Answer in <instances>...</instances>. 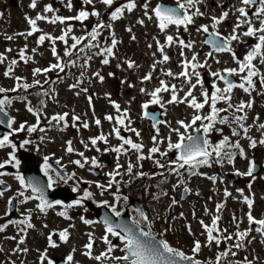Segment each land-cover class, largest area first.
<instances>
[{
	"label": "rangeland",
	"instance_id": "rangeland-1",
	"mask_svg": "<svg viewBox=\"0 0 264 264\" xmlns=\"http://www.w3.org/2000/svg\"><path fill=\"white\" fill-rule=\"evenodd\" d=\"M159 1H116V6L125 8L124 12L119 19L108 23L111 28L101 29L94 41L96 48L104 55L106 53L103 50L109 48L111 44L113 48L112 55L106 54V56H109L107 57L109 63L104 64L103 57H100L101 61H98V63L94 57L89 59L87 63L88 69L86 71H88V75L96 73L103 75V81H100V84L96 87V92L100 93V98L91 97L90 94L87 95L80 91L75 92L69 81H55L52 91L53 97L48 100V107L58 110L67 108L71 111L68 115L69 121H72V113L77 114L76 117H79L75 121L78 123L77 129L73 130L76 126L74 122L68 127L69 131H74L73 136L78 137L76 144H71L78 150L83 149L84 156L82 158L87 160L85 161V168L73 167L72 174L75 175L68 182H74L79 186L78 182L88 181L87 178H92L90 187L98 193V199L108 198L112 201V205L116 202L118 211L128 209L134 218L136 210L129 203L130 197L133 195L139 196L145 189L152 188L156 177L163 178V176H167V198H169L170 207L172 208L171 214L178 215L176 217L178 221L176 222L181 224L178 230L183 240V247L193 244V240L198 239L204 241L203 248L205 249L208 244L204 225L211 226L212 218L218 214L220 219L217 223L220 227L227 229L226 237L233 233L241 241L237 232L247 231L254 235L249 246V252L257 254L259 262H262L264 235L255 230L258 227L255 223H249L248 213L251 212L255 220L264 219V173L257 176L245 174L251 166L253 154L261 152L257 145L254 148L250 146V140L247 137L258 141L259 138L264 136V129L259 128L260 124H264L262 113L264 110V84L261 83V76H264V64L260 62V58L253 61L255 70L258 72V75L253 77L255 87L250 88L248 92L240 87H235L231 92L230 103L232 105H239L244 102L245 104L251 103L252 107H245L242 112H235L234 108H228L227 102L218 101L217 108H228V111L221 112L220 116L227 115L230 122L220 124L218 116L217 124H214L215 128L218 127V129L215 133H212L211 137H208L210 144H213L215 137L222 138L224 135H229L230 127L239 126L232 122L233 114L237 116L246 115L247 119L242 123L249 128V131L242 142L245 156L241 160H234L231 164L224 160L223 163H218V167L215 164H211V166L200 165L197 167V171L196 169H193L194 171L189 170L185 166V169H178L179 174H177V172L171 170L176 167L171 162L176 159L172 155H175V153L177 155V150H169L168 148L169 143L174 144L179 140V135L174 129L184 132L187 137L194 134L199 125L204 123L203 119L198 120L194 125L185 129L178 123L180 120L184 119V124H191L195 115L201 117H205L207 114L210 115V102L205 104L202 109L191 107L189 102L192 97H195L198 103H202L204 101L202 93L207 91L210 96L215 90L212 87L213 84L221 89L226 87L224 81L220 80L218 76H214L213 73L219 72L221 75L228 76L224 70L235 68L237 73L231 75L235 78L234 83L237 85L243 83L241 76L246 75L247 70L244 73H239V65L236 60L242 61L245 53L247 54L251 46L258 41L256 37L243 35V32L247 30L246 24L236 28L237 23L244 19L237 9L244 7L252 20L253 26L258 28L259 21L252 13L256 11L259 5H243L242 0H199L195 7L188 9L189 14L195 13L197 8L202 13V15L193 16V23L187 25L186 28L184 25H169L166 29L161 30L153 11ZM163 1L176 4L185 2V0ZM32 2L33 0H18V6L14 7L9 0H0V57L3 58L0 60V86L6 90H14L18 85L25 83L31 85L33 83L31 77L34 65H40L39 68L42 69L43 65L53 60V51L49 46L51 40L46 38L43 43H39L41 35L52 33V36H61L71 27L72 31L65 36L67 43L64 41V44L72 45L75 43L72 37L84 38L86 35L88 37L93 27L99 22H103L102 15L92 16L90 11L93 8H99L103 11L107 6L99 0H92L91 4L88 3V6H85V11L89 13L87 19H65L64 23L59 21L50 23V19L58 16L55 10L60 7L64 8V18L71 17V15L76 16L80 11L82 0H35V8L31 7ZM130 2L135 3L136 6L128 11L125 6ZM69 3H71V7L68 6ZM145 5H147V8H145ZM46 6L53 7L51 8L52 11L45 12ZM225 11L228 12V16L213 27V17L219 19ZM37 15H43L48 19L37 21L39 31L28 36L27 32L31 31L28 18L35 19ZM202 25L208 27V32L198 31ZM233 29H235L238 39L230 43L232 52H216L205 45L204 39L207 33L218 32L220 35L228 37L233 34ZM168 36L173 37L172 42L167 40ZM8 37H11V39ZM133 37L135 38L133 39ZM100 38L101 40H98ZM113 39L117 42L114 47L112 46ZM180 41L184 42L183 45ZM189 44H191V47L186 46ZM83 46H85V42ZM161 48H163V52H161ZM21 52L24 53L23 57H21ZM233 52L236 59L233 58ZM209 53L212 54L208 55ZM164 55L169 57L167 61L162 60L161 57H164ZM193 55L196 56L195 61L192 60ZM182 60L187 61L189 65L187 69H185V61L180 64ZM13 61L18 62V65L9 71ZM129 62H133L134 66L130 68L128 66ZM192 63L203 65V67L198 66L192 69ZM153 65H155V68H153ZM186 70L191 83H189V79L180 75L181 72ZM168 72L173 75H168ZM193 72L198 73L199 77L194 75ZM149 74H151V79L145 80L144 77ZM198 78L202 81V84L197 83ZM38 79L41 80L42 76ZM173 83L176 85L177 101L185 99L184 94L189 91H191L192 96L187 97L184 102L170 103V97L173 95ZM193 84L196 85L194 88L191 87ZM165 86L168 90H162L158 93V104L163 107V121L153 126L149 120H145L144 111L158 107L157 103H151L153 97L150 94L157 87L163 89ZM245 87H248V85L245 84ZM141 89L144 91H141ZM116 103H119V111H123L122 109L125 108L131 111L129 119L125 121V127H120V130L124 128L126 132H130H124V135L121 136L132 140L133 143L143 145L139 152L129 145H124L120 153L112 150L123 144V141L117 138L113 131L118 126L114 118V115L119 112L115 107ZM145 104L148 105L147 108L143 107ZM13 106L17 110L14 115L15 126L18 129L20 125L24 123L29 125L36 119V115L30 113L23 103H14ZM111 115H113L112 120L106 119ZM47 117L50 119V116ZM96 120L100 121L99 125L96 124ZM84 123L88 124L87 128L83 127ZM241 130L239 127L238 131ZM49 131V137L55 138V141L50 144L62 146L65 133L53 132L52 129ZM17 134L18 136H24L27 131H22L19 134L17 130ZM101 135L106 137V142L98 139L96 145H93L91 137L98 138ZM153 137H155V140H153ZM28 139L30 143L27 146L32 148L35 140L32 136H29ZM153 147H157L159 151L150 153V149ZM40 150L43 153L48 148L40 147ZM12 151L16 154L10 142L6 143V147H0V164L8 161ZM57 151H63V149ZM162 153H167V155ZM141 155L144 159H138ZM259 157L261 158V156ZM70 158H73V156ZM93 158L97 161L95 166L91 163ZM157 161L163 167H160ZM129 164L132 165L131 173L127 171ZM118 165L119 167H117ZM91 167L100 169L102 176L95 177L90 174ZM18 168L21 170L22 165L19 164ZM107 170H110V173L119 172V175L123 174L124 178L129 177L134 182L128 185L118 182L115 188L107 190V194L103 191H97V181L104 180L102 184L106 186L113 179L108 175L109 173L105 174ZM229 171H238L243 175L244 180L238 184L231 183L226 175ZM193 172L195 174H192ZM119 175L115 177L117 178ZM16 177L17 175L14 174H5L4 179L10 183V187L8 191L4 192L3 196H0V223L3 222L2 217L9 219L7 217V199L10 195L16 194L19 206L18 213L14 217L25 215V211L29 212L30 209H33L31 224L34 227L27 229V237L24 239L23 244L18 242L20 234L16 233L15 226L10 225L5 231H0V264H48L50 260L53 262L55 256L66 259L67 264H117L112 257H120V254L124 253L121 251L123 244L120 240L114 244L112 243L115 247L107 258L103 259L102 257L100 260H96L94 257L101 256L102 249L107 250L109 247L102 238V235L106 236V228L95 223L93 219L87 216H82V218L92 221V223L86 224L79 217L68 225L67 221H63L55 214L46 217L39 212L37 202L32 199L25 201V197H30L29 194L23 192V196L19 195L22 192V186ZM147 177L153 178L154 182L147 181ZM213 177L215 179H212ZM248 179L250 181L252 179L249 186L246 184ZM160 181L161 179L158 180V182ZM85 185L87 188L89 184ZM185 188L188 191L186 199L183 200L182 193ZM84 192L83 189L79 191L81 194H84ZM226 192L228 195L225 194ZM117 197L120 199L117 200ZM245 197L253 201L251 208L245 201ZM173 200L176 203H173ZM218 205H223L219 211L217 210ZM201 221H203V224H201ZM62 226L64 228L58 230L57 237H59L60 231L67 230V241H60L58 238V246L51 247L48 240L49 235H52L53 239L54 230ZM108 239L110 241L112 239L110 234ZM87 240L89 241L87 242ZM90 242L93 247L89 250L85 246ZM213 242L218 249L222 247L221 244ZM23 249H27V251L25 252ZM88 252L91 253L90 256L86 255ZM68 256H72V260L69 261ZM120 264H122V261Z\"/></svg>",
	"mask_w": 264,
	"mask_h": 264
},
{
	"label": "snow or ice",
	"instance_id": "snow-or-ice-1",
	"mask_svg": "<svg viewBox=\"0 0 264 264\" xmlns=\"http://www.w3.org/2000/svg\"><path fill=\"white\" fill-rule=\"evenodd\" d=\"M86 3L91 4L92 0H85ZM199 2V0H185L184 3H179L178 7H164L162 5H157V7L153 10L154 14L156 16V18L158 19L159 22V27L161 30L166 29L169 25H184L185 28L187 27V25L191 24L194 22L193 20V16L194 15H202V13H200L199 9L197 8L195 13L193 14H189L188 9L191 7H195V5ZM102 3L108 6L113 5L114 0H102ZM242 4L243 5H247V6H252V5H259V7L256 9L255 12L252 13V15L259 21V27H254L251 18H249V14L246 11V9L244 7H240L239 9H237V11L240 13L241 17H243L244 19L241 20L239 23H237L236 28L241 27L242 24H246L247 25V30L243 32L244 36H248V37H256L257 38V43L252 45L250 50L247 52V54L244 56L243 61L240 60H236V62L239 65V73H244L247 70V74L244 76H241V80L243 81V83L240 84H235L234 82H232L231 80L228 79V76L234 75L237 73V69L235 68H229V69H225L224 72L228 74V76L225 75H221L219 72L213 73L214 76H218V78L222 81H224V84L226 85V87H224L223 89L216 87L215 84H213V88L215 89L212 94L209 96L208 92L205 91L202 93L203 97H204V101L202 103H198L195 97H192V99L190 100V106L195 108V109H202L204 108L205 104H209L210 102V107H211V114L209 116H205V117H201L200 115H195L191 121V124H184L183 121H179L178 123L181 124L182 127H184L185 129L191 127L192 125H194L196 123V121L198 120H208L209 123L206 125H203V131L204 133H208L210 130H212L214 124L217 122V117L219 116V113L221 112H227L228 108H234L235 112H242L244 110L245 107L251 108L252 104L248 103L245 104L244 102H241L239 105H232L230 103L231 101V92L233 90V88L235 87H240L242 89H244L245 92H248L250 88H254L255 84L253 81V77L258 75V72L255 70V65L253 64V61L257 58H260V62L262 64H264V0H242ZM69 7H71V3H69L68 5ZM135 3H128L125 7L127 8L128 11H131L134 7H135ZM31 7L35 8L36 7V2L35 0H33ZM145 8H147V5H145ZM125 8H121V7H117L115 9V11H113L111 13V19L113 21L119 19L122 15V13L124 12ZM45 12H49L52 11L51 6H46L44 9ZM92 16H99V13L97 11H93L91 12ZM89 16V13L86 11H80L79 14L75 17H60V16H56L52 19L49 20L50 23H56V22H60V23H64L65 19L68 20H84L87 19ZM228 16V12L225 11L222 13L221 17L219 19H217L216 17H213L214 20V25L213 27H215L216 24H219L223 19H225ZM44 19H48L47 17L43 16V15H37L35 19L32 18H28V23L31 25V31H29L27 33L28 36H31L34 32L39 31V29L37 28V21L39 20H44ZM142 23V21H141ZM105 27H111L110 24H104L102 21L99 22L95 27H93L92 31L89 33V37L92 41H95L97 39V36L99 35V30L103 29ZM204 31V32H208V27L206 25H202L200 29H198V31ZM72 29L71 27H69L67 29V31L57 37V38H53L47 34L45 35H41L39 37V43H43V41L47 38L49 40H52L53 43H55L56 39H59L61 41H65V36H67V34L69 32H71ZM130 31V29H129ZM210 35L219 37V33L218 32H214V33H210ZM9 39H11V37H8ZM135 37H133L134 39ZM72 39L75 41V43H73L71 45V48L75 49L77 47L78 44L81 43V40L84 39L83 37L81 38H77V37H72ZM238 39V36L235 34V29H233V34L228 36V37H223V38H219V39H213V40H206L205 43H210L213 46V49L217 52H223V51H228V52H232V49L230 47V43L231 41H235ZM167 40L169 42H172L173 37L168 36ZM65 43H67V41H65ZM116 40L113 39L112 40V46L114 47L116 45ZM180 43L183 45V41H180ZM187 47H191V44L186 45ZM86 47H96V45L94 44H89ZM84 49L81 48L80 51H83ZM161 52H163V48L160 49ZM53 54L55 55V48L52 49ZM104 53H106L107 55H112V47L106 48L103 50ZM24 53L21 52V57H23ZM65 55H71V52L69 51H65ZM208 55H211V53H209ZM233 58L236 59L235 57V53L233 52ZM3 58L0 57V60H2ZM90 59V57L88 58ZM169 59V57L167 55H164L163 60L167 61ZM192 60L195 61L196 60V56L193 55ZM13 64L16 63V61L12 62ZM73 64L75 63L74 61L72 62ZM104 64L109 63L108 59H104L103 60ZM128 66L131 68L134 66L133 62H129ZM203 67V65H198L196 63H192L191 64V68L195 69L197 67ZM53 68L59 67L61 71H63V66L61 65H52ZM153 68H155V65H153ZM188 68V64H185V69ZM50 69H44V71H49ZM9 71H11V68L9 69ZM41 71V69H35L34 72L35 73H39ZM7 75V73H5ZM168 75H173L171 72L167 73ZM194 75H196L197 77H199L198 73L193 72ZM96 75L99 77V79L101 81H103V77L99 76V73H96ZM181 76H184L185 78L189 79V83H191V80L188 76V72L187 70L184 72L180 73ZM19 79V78H17ZM145 80L151 79V74L146 75L144 77ZM36 83H39V81H37ZM163 84V82H161ZM197 83L198 84H202V81L198 78L197 79ZM261 83L264 84V76H261ZM245 84L248 85V87H245ZM196 85H191L192 88H194ZM29 87L28 84H24L23 88L27 89ZM173 88V95L171 100L169 101L171 102H184L183 100L181 101H177V96L175 94V86H172ZM167 91L168 88L167 86H165L163 89L161 88H157L155 89V91H153L150 95L153 97L151 103H159V99H158V93H160L161 91ZM5 89L0 88V93L4 92ZM141 91H144L143 89H141ZM45 95H47V93H45ZM192 96L191 91H189L186 94V97ZM218 101H225L228 103V108H217V102ZM11 101L8 100L7 98L4 99H0V113L4 112V106L6 104H10ZM117 111H119V105H115ZM144 108H147L148 105L145 104L143 105ZM30 112L33 111V109L31 107H29L28 109ZM6 115V114H5ZM67 116V113L63 114V115H58V116H53L52 120L53 121H64L65 117ZM75 120H78L79 117H74ZM106 119L108 120H112L113 117L108 116L106 117ZM247 116L246 115H241V116H237L235 114H233L231 120L232 122H235L236 124L239 125V127L241 129H243V132L245 134V136L247 137V133L249 131V128L246 127L242 121L246 120ZM116 121L118 124H123V119H121L120 117L116 118ZM5 121L0 119V123H4ZM220 124H227L229 123V117L227 115L225 116H219V121ZM96 124L99 125L100 121L96 120ZM12 125V121L9 120L8 121V126L11 127ZM83 127L87 128L88 124L84 123ZM260 129H264V124H260L259 125ZM24 129V125H20V129L19 130H23ZM41 131H44V129H40ZM29 132H33L36 131V127H29L28 128ZM113 131L115 132L117 138L121 139L123 141V144L120 147H116L114 149H112L113 151L120 153L123 146L124 145H129L132 149H135L136 151H140L143 147V145L141 144H137V143H133L132 140L130 139H125L124 137H122L120 135V129L119 128H114ZM174 131H176L179 135V140L176 143H169L168 144V148L169 150H177L178 155L176 156V159L174 161H172V164H175L176 167L172 168L171 170L174 172L178 173V169H182L185 168V166L188 167L189 170H193L195 168H197L200 165H206V166H211V161H213V159L215 160L216 163H223L224 160H227L228 163H232L233 162V158L235 156V153L232 152L230 149L231 148H236L240 150V155H244L243 149L240 148V144L239 142H235V143H231L229 141V137L225 136L218 144H216L215 146L210 145L209 141L201 136H192V135H188L187 137H185L184 134H180L178 129H174ZM197 131L199 132V129H197ZM137 135H139V133H137ZM232 135L234 136H239L240 132H238L236 129L232 130ZM250 140V146L251 147H256L257 145V141L255 139H252L251 137H247ZM97 139L105 141L106 142V137L104 135L99 136L98 138H93L91 140V143L93 145H96L97 143ZM153 140H155V137H153ZM185 140H187V143H185ZM8 136H4L2 140H0V147H3L6 143H8ZM30 143L29 140H24L23 143L20 145V147H23L25 144ZM260 144H264V139H260L259 140ZM69 147L67 148L68 152H72L74 151V149L71 147V142H68ZM15 145H13V148L15 149ZM227 149V150H226ZM159 149L157 147H153L150 149V153H156L158 152ZM163 155H167V153H162ZM79 155L83 156V153H79ZM138 159H144V157L141 155L138 157ZM11 160H16V157L14 154H12L11 156ZM10 161H5V163H10ZM16 163L19 164V161L16 160ZM57 163H59V161H57ZM73 163L79 165L80 167H84V164L81 163L80 160H76L73 161ZM92 165H96L97 161L95 160V158L92 159L91 161ZM157 164L159 165V162L157 161ZM160 167H163V165H159ZM4 164H0V168H3ZM49 164H48V158L45 157V163H44V170H45V174H48V170H49ZM119 167V165L117 166ZM253 167L254 164L252 166H250L249 170L247 173H245L246 175L251 176L252 175V171H253ZM128 173L132 172V165L129 164V167L127 169ZM192 174H195L194 172ZM0 175H3V173H0ZM58 176H60L59 173H57ZM75 174H72L70 176H60L61 179H64L65 181L70 180L73 178ZM109 176H111L113 178V180L115 179V176L119 175V172H115V173H109ZM141 175H143V173H141ZM21 186L22 187H27L30 188L32 193L34 194V196L31 197H25V201L28 199H38L40 201V203L37 205V207L40 209L41 212L46 211L47 208H51L53 205L51 202H49L46 197H45V189L43 186H41L39 184L38 181L35 180H25V178L23 176H17L16 177ZM212 179H215L214 177ZM3 181H0V184H2ZM55 183V181L52 179L51 176H49L48 179V184L47 187L51 188L52 185ZM98 188L103 190H106L105 186L102 184L97 183L96 185ZM107 187H112V181L109 182ZM75 191V189H74ZM185 191H188L187 188H185ZM3 191H0V196H3ZM226 195H228V193H225ZM19 195L23 196L24 193L21 192L19 193ZM93 194L89 191H85L83 194V198H88L91 197ZM120 198L117 197V200H119ZM125 199H127L125 197ZM245 201L247 202L249 208H251L253 201L251 199H249L248 197L244 198ZM81 201L77 200L75 203L79 204ZM9 203L11 204L12 202L9 201ZM55 203L59 204L60 201H56ZM103 203L107 204V201H104ZM173 203H176L175 200H173ZM68 207H71V205H68ZM223 205H218L217 206V210L219 211L220 208H222ZM112 212L116 217H119L121 215V213L119 211L116 210V208L113 206L112 207ZM60 215H66V213H59ZM139 216L141 217L140 220L138 219H134L132 221V226L125 224V223H114L110 218L105 217L103 220V223L105 225L106 228V232L108 234H110L113 237H118L119 240L122 242L123 244V248L121 249V251L124 252L123 256L120 257H112V259L117 260V261H124L126 262V264H178V262H184L187 261L188 264H201V262L199 260H194L193 257L187 256L185 253H183L182 251H178L177 249L171 247L169 245V243L167 242V240L164 239H157L156 238V234H154L151 231V224L149 223L147 225L148 230L145 231L143 227H140L141 224V220L143 221H147L148 217L141 211L139 213ZM83 219V218H82ZM220 219L219 216H214L212 218V224L211 226L209 225H204L205 230L207 232V241L209 244H211L213 241H215L217 244L220 243V240L213 235L214 232L219 231L218 227H217V221ZM248 221L250 224L255 223L256 225H258V227L255 229L257 232H260L261 235H264V219L262 220H255V218L252 216L251 212L248 213ZM10 223H15V224H24L26 225V227L28 228H33L34 225L31 224L30 222V218H25L24 220H20V221H10ZM84 223L88 224V223H92V221L89 220H84ZM201 224H203V221H201ZM7 225H0V231H3L4 228H6ZM21 231H23V229H21ZM249 231H251V229H249ZM237 235L240 237L241 240H243L247 235L248 232H238ZM59 238L62 241H67L68 238V232L67 230L61 231L59 233ZM104 243L109 245L108 249H107V253H102L101 256H96L94 257L96 260H100L103 257L107 258L108 254L111 253L113 251V248L115 247L114 245H112V242L108 239V236L106 235L104 238ZM226 239H232L231 236L226 237ZM49 240V244L51 247H57L56 243L53 241L52 239V235H49L48 237ZM20 243L23 244L24 240L21 239ZM87 249H91L93 247V244L90 242L85 246ZM235 247L240 248L242 247V244H237L235 245ZM201 250V242L199 240H196L194 242V247L192 249V251L194 253H199ZM23 251H27V249H23ZM229 254L228 251L222 252L220 253L219 256H217V264L219 262V260L221 259V257H227ZM86 255H91L90 252L86 253ZM232 255H235V253H232ZM67 259L70 261L72 260V256H68ZM48 264H53V262L50 260L48 262Z\"/></svg>",
	"mask_w": 264,
	"mask_h": 264
},
{
	"label": "water",
	"instance_id": "water-1",
	"mask_svg": "<svg viewBox=\"0 0 264 264\" xmlns=\"http://www.w3.org/2000/svg\"><path fill=\"white\" fill-rule=\"evenodd\" d=\"M159 5H162L164 7H176L175 5H169L166 3H160ZM214 33V32H211ZM222 38L221 36L216 37L213 35H210V33L205 37L206 40H213V39H219ZM206 45H209L211 50L213 49V46L210 43H205ZM228 79L233 82V79L228 76ZM2 97V94H0V98ZM6 114V115H5ZM146 116L150 117L152 120V123L155 125L161 120V114L160 110L156 111H148L146 113ZM0 119L4 120V123H0V136H3L6 132L10 130V127L8 126V121L11 120L10 116L3 112L0 113ZM201 136L204 137L201 130L199 132L197 131L193 136ZM205 138V137H204ZM187 143V141L185 142ZM20 158L25 163V169L23 171V174L27 180H35L38 181L41 186L45 189V197L48 201H52L57 198H65L68 200L70 197H67V190L64 188H56V189H49L47 187V181L40 173L39 168L34 164V155L31 153H28L26 151H21ZM186 198V193L183 194V199ZM133 204L144 213L143 205L138 200H132ZM91 208L96 212L97 218L103 222L105 217L110 218L114 223H125L130 226H132V222L129 221V217L127 213L120 215L119 217L113 216L105 207H95L91 205ZM158 239V238H157ZM159 240V239H158ZM126 264V263H125ZM178 264H188L187 261L184 262H178ZM203 264V263H201Z\"/></svg>",
	"mask_w": 264,
	"mask_h": 264
},
{
	"label": "flooded vegetation",
	"instance_id": "flooded-vegetation-1",
	"mask_svg": "<svg viewBox=\"0 0 264 264\" xmlns=\"http://www.w3.org/2000/svg\"><path fill=\"white\" fill-rule=\"evenodd\" d=\"M106 19V18H104ZM101 31V29L99 30V32ZM244 57V56H243ZM45 93L47 92H43V94L41 95V97L39 98L38 102H37V105H36V108L39 109L41 107H44L47 103H48V98H49V95L47 93V95H45ZM34 95H37L36 93H34ZM37 126H39V122L37 121ZM44 140L42 139L41 140V143L44 144ZM38 163L40 166H42V163L44 162L43 159L41 158H38ZM50 160V158L48 157V161ZM61 163V162H59ZM67 176H70L69 174ZM52 179L55 181V183L52 185V187H56V186H66V187H69L71 188L73 191L75 189V192L77 193V195H79V191H81V189L85 190L86 189V185L85 183L83 182H78L79 183V186L77 184H75L74 182H71L69 183L68 180L65 181L64 179H61L60 177H58L57 175L56 176H51ZM49 179V178H48ZM78 181V180H77ZM59 204L61 205H66L62 202H60ZM137 218L140 220L141 217L139 215H137ZM141 222H143V220H141ZM117 237L114 238V241H117Z\"/></svg>",
	"mask_w": 264,
	"mask_h": 264
},
{
	"label": "trees",
	"instance_id": "trees-1",
	"mask_svg": "<svg viewBox=\"0 0 264 264\" xmlns=\"http://www.w3.org/2000/svg\"><path fill=\"white\" fill-rule=\"evenodd\" d=\"M159 192L160 191L158 189H156L155 192H154L153 196L155 197V202L159 200V198L157 197ZM161 238L163 239L164 237L161 235ZM190 257H193V259H197L198 260V256H190ZM228 261H229L230 264H232L234 260H233V258H229ZM233 264H236V263H233Z\"/></svg>",
	"mask_w": 264,
	"mask_h": 264
}]
</instances>
